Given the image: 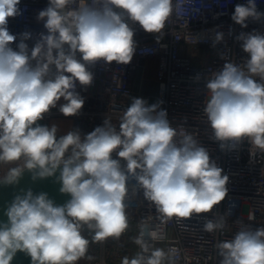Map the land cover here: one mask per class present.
Instances as JSON below:
<instances>
[{
  "label": "clouds",
  "instance_id": "obj_1",
  "mask_svg": "<svg viewBox=\"0 0 264 264\" xmlns=\"http://www.w3.org/2000/svg\"><path fill=\"white\" fill-rule=\"evenodd\" d=\"M20 2L0 0V163L23 164L11 167L0 183L16 184L26 170L33 179L59 171V191L71 199L58 206L47 193L29 189L16 195L5 212L7 222L0 224V264H11L17 252L31 264H77L90 243L85 227L91 242L119 238L129 226L130 179L162 224L212 212L228 194L229 177L192 134L177 142V130L159 104L133 97L118 128L105 119L83 136L75 129L58 137L55 124L40 123L58 105L65 117L80 114L85 98L76 88L92 85L89 66L132 61L137 42L129 21L146 33H161L174 11L186 3L191 7L193 0H48L36 17L47 34L41 32L31 50L27 31L19 34L16 49L11 46L17 35L8 22L22 15ZM262 19L256 0L235 5L231 15L242 28ZM223 37L217 32L215 42ZM237 40L247 61L243 68L226 62L207 80L204 114L221 147L246 139L264 152V33L241 32ZM223 226L210 220L204 230ZM148 236L162 238L155 230ZM144 237L141 231L134 240L142 251L121 264H175L173 255L152 248ZM216 247L220 264H264V227L240 230Z\"/></svg>",
  "mask_w": 264,
  "mask_h": 264
},
{
  "label": "built area",
  "instance_id": "obj_2",
  "mask_svg": "<svg viewBox=\"0 0 264 264\" xmlns=\"http://www.w3.org/2000/svg\"><path fill=\"white\" fill-rule=\"evenodd\" d=\"M246 2L193 0L191 7L186 3L178 12L174 11L161 33H146L129 21L137 42L132 61L127 65L97 62L89 66L94 76L92 85L84 87L77 83L76 91L85 98V104L80 114L72 117L74 128L84 135L96 126H103L105 119L118 128L124 111L132 102L137 69L142 60L151 61L153 69L144 67V72L151 71V77L160 82L157 104L167 110V118L178 133L177 142L182 135L192 134L229 177L228 194L212 212L194 214L189 219L173 218L163 224L157 218L155 206L144 199L143 191L130 179L125 200L127 230L119 238L91 242L92 233L85 227L83 235L90 243L85 258L77 264H121L123 257L131 258L142 251L134 242L141 231L152 248L173 255L175 264H220L222 257L216 247L219 242L234 238L240 230L255 231L264 227V152L252 149L246 139L223 142L221 147L222 142L214 138L204 114L207 80L226 62L243 68L247 61L242 41L237 40V36L253 30L264 33V19L249 20L247 28L231 20L235 5ZM256 2L258 11L264 12V0ZM47 5L48 0H21L22 15L9 18L8 22L10 33L17 35V41L11 45L13 49L19 43V34L25 31L32 34L31 39L25 41L29 50L41 32L47 34L42 22L36 19L39 10ZM217 32L224 34L218 43L215 42ZM137 98L152 104L150 96L140 94ZM57 115L62 114L52 109L45 117ZM121 163L123 166L124 162ZM238 203L242 207L234 212ZM210 220L222 223L223 228L206 232L204 225ZM153 230L160 232L162 238L152 240L148 233Z\"/></svg>",
  "mask_w": 264,
  "mask_h": 264
},
{
  "label": "water",
  "instance_id": "obj_3",
  "mask_svg": "<svg viewBox=\"0 0 264 264\" xmlns=\"http://www.w3.org/2000/svg\"><path fill=\"white\" fill-rule=\"evenodd\" d=\"M59 171L52 176L46 178L33 179V174L25 171L19 182L16 184L0 183V224L7 222L5 212L8 206L16 195L23 196L27 190H32L34 195L40 193H47L48 197L52 199L55 205H64L71 199L70 194H64L59 191L61 184L58 181ZM11 264H31V258L23 252H17Z\"/></svg>",
  "mask_w": 264,
  "mask_h": 264
},
{
  "label": "rangeland",
  "instance_id": "obj_4",
  "mask_svg": "<svg viewBox=\"0 0 264 264\" xmlns=\"http://www.w3.org/2000/svg\"><path fill=\"white\" fill-rule=\"evenodd\" d=\"M136 79V76H135ZM146 79V81H145ZM145 79H142L140 77L138 81V86L137 89L133 95V97H137L138 95H147L152 98V104L154 103H159L158 101V94L160 90V82L153 77L146 76ZM23 161H17V162H12V163H0V179L3 178L8 170L11 167H16V166H22ZM241 204H235L234 206V212H238L241 209Z\"/></svg>",
  "mask_w": 264,
  "mask_h": 264
},
{
  "label": "crops",
  "instance_id": "obj_5",
  "mask_svg": "<svg viewBox=\"0 0 264 264\" xmlns=\"http://www.w3.org/2000/svg\"><path fill=\"white\" fill-rule=\"evenodd\" d=\"M151 61H146V60H142L140 63V67L137 69L136 72V79H134L133 82V91L135 93L137 86H138V81L140 79V77H142V79H145L146 76H151V71L149 72H144V67L149 68ZM151 67V66H150ZM150 70L153 69V67L149 68ZM146 81V79H145ZM60 103H63V101H61ZM55 110H59V105L57 106V108H54ZM47 119H50V123L49 126L55 124L58 128L57 131V136H62L65 135L67 132L71 131V130H75L73 122H72V117H65L63 115H57V116H53L51 118H44V120H42L40 123L42 124H47L45 121H47ZM82 135V134H81ZM83 136V135H82ZM2 179V178H1Z\"/></svg>",
  "mask_w": 264,
  "mask_h": 264
},
{
  "label": "trees",
  "instance_id": "obj_6",
  "mask_svg": "<svg viewBox=\"0 0 264 264\" xmlns=\"http://www.w3.org/2000/svg\"><path fill=\"white\" fill-rule=\"evenodd\" d=\"M45 122L47 123V125H49V123H50V119H49V120L47 119V121H45Z\"/></svg>",
  "mask_w": 264,
  "mask_h": 264
}]
</instances>
